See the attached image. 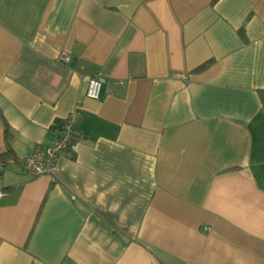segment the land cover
Here are the masks:
<instances>
[{
  "label": "crops",
  "instance_id": "crops-1",
  "mask_svg": "<svg viewBox=\"0 0 264 264\" xmlns=\"http://www.w3.org/2000/svg\"><path fill=\"white\" fill-rule=\"evenodd\" d=\"M0 193V264H264V0H0Z\"/></svg>",
  "mask_w": 264,
  "mask_h": 264
},
{
  "label": "built area",
  "instance_id": "built-area-1",
  "mask_svg": "<svg viewBox=\"0 0 264 264\" xmlns=\"http://www.w3.org/2000/svg\"><path fill=\"white\" fill-rule=\"evenodd\" d=\"M68 60V54L60 55V61ZM103 81L104 78L101 76H90L85 88L86 97L97 99ZM79 118V108H75L59 123V133L46 146L37 148L21 159L24 169L33 176L45 174L51 169L54 159L60 153L65 150L75 151L81 135L77 126Z\"/></svg>",
  "mask_w": 264,
  "mask_h": 264
},
{
  "label": "trees",
  "instance_id": "trees-1",
  "mask_svg": "<svg viewBox=\"0 0 264 264\" xmlns=\"http://www.w3.org/2000/svg\"><path fill=\"white\" fill-rule=\"evenodd\" d=\"M205 64H207V63L202 64V65L200 66V68H203V67L205 66Z\"/></svg>",
  "mask_w": 264,
  "mask_h": 264
}]
</instances>
